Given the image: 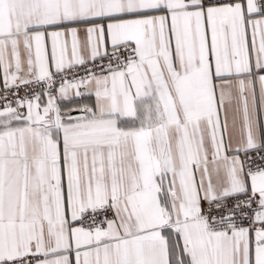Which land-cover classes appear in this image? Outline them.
<instances>
[{"label":"snow or ice","instance_id":"1","mask_svg":"<svg viewBox=\"0 0 264 264\" xmlns=\"http://www.w3.org/2000/svg\"><path fill=\"white\" fill-rule=\"evenodd\" d=\"M0 264H264V0H0Z\"/></svg>","mask_w":264,"mask_h":264}]
</instances>
